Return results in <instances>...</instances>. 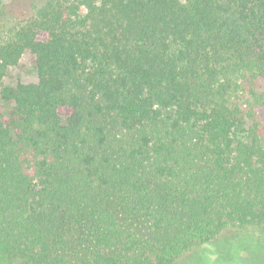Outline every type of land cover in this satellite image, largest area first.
Returning <instances> with one entry per match:
<instances>
[{"label": "trees", "instance_id": "obj_1", "mask_svg": "<svg viewBox=\"0 0 264 264\" xmlns=\"http://www.w3.org/2000/svg\"><path fill=\"white\" fill-rule=\"evenodd\" d=\"M262 228L264 0H0L1 255L177 264Z\"/></svg>", "mask_w": 264, "mask_h": 264}, {"label": "rangeland", "instance_id": "obj_2", "mask_svg": "<svg viewBox=\"0 0 264 264\" xmlns=\"http://www.w3.org/2000/svg\"><path fill=\"white\" fill-rule=\"evenodd\" d=\"M37 81L38 74L33 57L25 55L18 66L10 69L5 84ZM194 254H186L177 264H264V228L251 234H233L226 239L206 243ZM19 262V259L11 261L0 254V264Z\"/></svg>", "mask_w": 264, "mask_h": 264}]
</instances>
